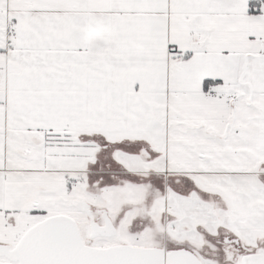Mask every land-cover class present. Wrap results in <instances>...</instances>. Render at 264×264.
Returning <instances> with one entry per match:
<instances>
[{
	"label": "snow or ice",
	"instance_id": "obj_1",
	"mask_svg": "<svg viewBox=\"0 0 264 264\" xmlns=\"http://www.w3.org/2000/svg\"><path fill=\"white\" fill-rule=\"evenodd\" d=\"M0 264H264V0H0Z\"/></svg>",
	"mask_w": 264,
	"mask_h": 264
}]
</instances>
